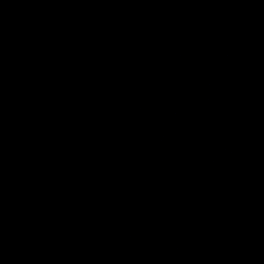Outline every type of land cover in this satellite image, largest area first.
<instances>
[{
	"label": "water",
	"instance_id": "95a60500",
	"mask_svg": "<svg viewBox=\"0 0 264 264\" xmlns=\"http://www.w3.org/2000/svg\"><path fill=\"white\" fill-rule=\"evenodd\" d=\"M0 264H264V0H0Z\"/></svg>",
	"mask_w": 264,
	"mask_h": 264
}]
</instances>
